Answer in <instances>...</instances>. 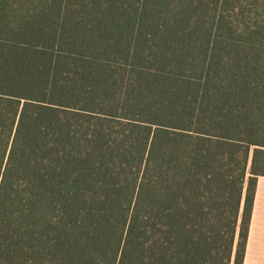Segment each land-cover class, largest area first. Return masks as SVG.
Segmentation results:
<instances>
[{
  "label": "trees",
  "instance_id": "obj_1",
  "mask_svg": "<svg viewBox=\"0 0 264 264\" xmlns=\"http://www.w3.org/2000/svg\"><path fill=\"white\" fill-rule=\"evenodd\" d=\"M264 176V0H0V264H243Z\"/></svg>",
  "mask_w": 264,
  "mask_h": 264
},
{
  "label": "crops",
  "instance_id": "obj_2",
  "mask_svg": "<svg viewBox=\"0 0 264 264\" xmlns=\"http://www.w3.org/2000/svg\"><path fill=\"white\" fill-rule=\"evenodd\" d=\"M243 264H264V176L255 183Z\"/></svg>",
  "mask_w": 264,
  "mask_h": 264
}]
</instances>
